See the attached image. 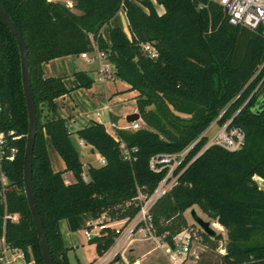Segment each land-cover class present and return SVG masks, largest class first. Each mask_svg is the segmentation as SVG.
<instances>
[{
	"label": "trees",
	"instance_id": "16d2710c",
	"mask_svg": "<svg viewBox=\"0 0 264 264\" xmlns=\"http://www.w3.org/2000/svg\"><path fill=\"white\" fill-rule=\"evenodd\" d=\"M68 1L71 7L47 0H0L28 52L37 115L32 190L52 264H68L61 221L76 232L102 214L132 220L140 210L139 194L151 195L165 177L164 170L149 169L150 158L179 155L187 149L174 171L176 183L150 208L153 235L173 247V237L194 225L187 224L184 213L197 207L227 235L224 254L207 264H264V242L255 239L264 235V190L255 181V177L264 181V108L256 111L264 93V32L230 25L213 0H155L162 12L151 0ZM121 10L129 37L120 27H112L108 44L101 29ZM144 44L155 49L156 59L142 53ZM95 49L106 53L116 80L136 92V109L148 129H117L112 135L103 124L89 121L76 130L77 138L105 161L102 166H88L84 182L67 120L58 115L55 103L70 90L61 78H44L42 64ZM74 77L77 89H90L94 83L81 71ZM229 119L230 127L243 132L242 145L235 151L218 145L203 150L211 123L216 120L222 126ZM0 131L7 146L15 149L12 161L0 163V175L8 181L0 186V237L21 250L26 261L30 250L35 264H42L23 192L27 116L18 49L1 21ZM46 137L64 163L63 172L52 170ZM64 173L71 175L68 184ZM4 214H16L17 222L4 220ZM201 235L215 250L220 235L213 239ZM116 237L108 230L88 242L95 244L101 257Z\"/></svg>",
	"mask_w": 264,
	"mask_h": 264
},
{
	"label": "built area",
	"instance_id": "2783aa9c",
	"mask_svg": "<svg viewBox=\"0 0 264 264\" xmlns=\"http://www.w3.org/2000/svg\"><path fill=\"white\" fill-rule=\"evenodd\" d=\"M213 1L222 8L230 25L244 27L252 31L260 29L264 32V0ZM141 50L142 53L150 59H156L158 56L155 49L149 44L142 45ZM80 57L88 62L91 60L87 54H81ZM94 58L100 62L96 71L98 74L96 80L99 82L113 81L115 77V68L107 61L106 53L104 51L96 50ZM95 115L99 118L101 114L97 112ZM97 121L100 122L99 119H97ZM230 122L231 119L224 124L223 129L218 136V141L215 142L212 138L208 145H205L203 150L212 145H218L227 151H235L242 145L244 139L243 132L238 127H230ZM112 126L113 125L110 124V127ZM129 128L132 130L139 129L138 121L130 123ZM9 134H11V132ZM188 150L189 149L179 155H162L150 158L148 165L152 172L158 173L166 167H172H170L169 174L167 176L165 175L151 195L144 196L139 194L138 200L141 203L140 210L132 220H118L102 214L98 220L86 222L83 231L87 241L100 236L102 233H106L108 230L117 234V239L115 240L112 250L105 254L104 257L99 258L96 264H108L113 255L122 251L121 249L125 243L132 242V236L135 232L146 231L149 235L148 239L159 243L160 240H157V237L151 232L149 211L154 202L165 192L169 191L176 183L177 176H174V171L183 161ZM14 155L15 149L7 146L6 135L0 131V163L4 160L12 161ZM127 158L128 155L126 154L125 159ZM97 163L98 166H102L105 164V161L99 156ZM81 178L84 182H87L88 180L86 174L83 173L81 174ZM7 183V178L1 174L0 186H4ZM3 219L17 222L18 216L16 214H4ZM201 234H203L202 230L194 224L173 237V247H168L163 243L162 246L167 247L168 249L167 257L170 263L181 264L188 255L191 246L202 237ZM17 261L21 264H32V261H26L25 255L21 250L9 247L5 242L4 236H1L0 264H15Z\"/></svg>",
	"mask_w": 264,
	"mask_h": 264
},
{
	"label": "rangeland",
	"instance_id": "374dc122",
	"mask_svg": "<svg viewBox=\"0 0 264 264\" xmlns=\"http://www.w3.org/2000/svg\"><path fill=\"white\" fill-rule=\"evenodd\" d=\"M151 1L155 5L156 9L161 11V8L157 6L156 1ZM108 26L109 24L103 27L105 34H107ZM95 51L96 49L93 53H95ZM93 53H88L87 55L91 57ZM99 64L100 62L96 60L87 67L88 75L94 80L90 89H83L80 96L71 95L70 91L67 95H65L62 101H58L59 105H62L63 107L62 109L65 116L70 118L72 115L76 118V123L72 124L70 128V139L79 154L80 162L83 165V174H86L88 166L98 167L97 160L99 155L96 152H93L90 146L82 144L75 134L76 130L86 124L87 118L92 116L90 115V109L94 110L92 111L94 113L97 107H102L101 105H97L96 101H93L92 99L97 97L101 98L100 100L102 102H105L106 99H104V95L106 93L112 96L113 103L110 106V110L119 118L121 124L119 126L120 129H124L126 131L134 130L129 128V123H126L125 117L132 113L138 114L135 101L136 93L134 91H128L125 89L124 85L120 83V81L116 80L115 77L113 81L107 82H99L96 80L98 77L96 71ZM260 70H262V67H260L259 71ZM116 89L119 90L118 95H113V93L110 94L111 91ZM56 106L58 107V104H56ZM147 109H152V107ZM100 110L102 114V116L99 117L101 119V124L105 126L106 130H109L110 133L114 135L117 128H115L114 125L110 127L108 111L103 109ZM138 125L139 129H148L143 123L141 117L138 120ZM223 126L224 125L220 126L216 123V120L211 123L209 128L204 133V135H206L207 145L212 138L215 142L218 141V136L220 135ZM48 151L54 168H57V162L60 163L59 156L52 148H50V146ZM170 167L172 166L164 168L166 176L169 174ZM193 209L201 219L210 222L211 227L216 232V236L220 235V240L216 243V249L212 250L209 242L204 241L203 237H201L191 246L188 255L181 264H207L208 261H217L218 255L224 254V247L227 243L226 231L220 230L213 225L216 223L208 219L197 207H193ZM189 211L190 209L184 213V217L187 224L190 226L193 225V221L189 215ZM60 233L63 246L65 247V257L68 264H96L99 258L104 257L105 254L112 250L115 240L117 239L116 237L108 250L101 257H98L95 251V244H90L86 240L83 229L76 232H70L68 231L66 225L62 223L60 226ZM148 238L149 235L146 231L135 232L132 236V242H127V244H125L121 249L122 251L113 255L111 260L114 261V264H171L167 257V247H163V243L160 241L159 243H156ZM255 239L257 242L262 243L264 242V235H259ZM28 255V261H32V264H35V257L30 250L28 251ZM15 264L21 263L17 261Z\"/></svg>",
	"mask_w": 264,
	"mask_h": 264
},
{
	"label": "water",
	"instance_id": "95a60500",
	"mask_svg": "<svg viewBox=\"0 0 264 264\" xmlns=\"http://www.w3.org/2000/svg\"><path fill=\"white\" fill-rule=\"evenodd\" d=\"M0 21L13 36L17 45L18 55H19L20 79H21V86H22L26 116H27V133L25 135V145L23 152V165H22L23 192L34 225V229L36 232V238L40 249L42 264H52V257L49 251L48 242L46 239V235L43 229L42 221L39 216V212L37 209V205L32 190V156H33V148L35 144L36 131H37V115L31 93L28 52L23 36L21 35L20 31L17 29L15 24L9 19V17L3 10L1 4H0ZM263 108H264V93L261 94L258 99V105L256 107V111L259 112ZM139 119L140 116L137 113H132L125 117L126 123L129 124L133 122H137ZM189 215L193 221V224L198 226L202 230L204 235H206L211 239L216 237V232L211 227L210 222L201 219L193 208L190 209Z\"/></svg>",
	"mask_w": 264,
	"mask_h": 264
},
{
	"label": "crops",
	"instance_id": "0c3cea01",
	"mask_svg": "<svg viewBox=\"0 0 264 264\" xmlns=\"http://www.w3.org/2000/svg\"><path fill=\"white\" fill-rule=\"evenodd\" d=\"M47 1H51V2H59V3H66L69 7L72 6V2L68 1V0H47ZM75 12V11H74ZM158 12H162V9L161 11H158ZM112 27H120L124 33L129 36V32H128V23H127V19L124 15V12L123 10L120 11L110 22H109V26H108V30H107V34L104 33L103 31V28L101 29V35L103 37V39L109 44V40H108V37H109V29L112 28ZM94 54H92V56L90 57L91 60L90 62L86 61L85 59H82L79 56H65V57H62V58H58V59H54V60H51L47 63H44L42 64V73H43V77L44 78H61L66 86L67 89H69L71 91V95H77V96H80L81 95V92L83 89H77V82H76V79L74 77V74L78 71H81V72H84L88 75V70H87V67L89 65H91V63H93L94 61H96V59L94 58ZM124 85V88L125 89H129V86L123 82H120ZM92 92V91H91ZM113 95H118L119 93V90H113L110 92V94ZM136 93V92H135ZM65 96L63 97H60L58 98L55 103L58 104V107H57V113L58 115L63 118V119H66L67 120V125H68V128L70 130L71 128V125L72 124H75L76 123V118L74 116L71 115V117L69 118L68 116H65V114L63 113V107L62 105H59L58 101H62L64 99ZM101 98H97V97H94V99H92L93 101H96L97 105H101L99 107L96 108L95 112L93 113L92 109H90V115H92L91 117L87 118V122L86 124L89 122V121H94V122H97V123H101V119L100 118H97L96 117V113L99 112L101 114V110L100 109H103V110H107L108 111V114H109V121H110V124L114 125L115 128L117 129H120V120L119 118L110 110V106L111 104L113 103L112 102V96H110L108 93H106L104 95V99H106L105 102H102L100 100ZM100 100V101H99ZM90 105V104H89ZM92 113V114H91ZM74 115V114H73ZM102 116V114L100 115ZM86 117V116H85ZM97 119L100 120V122L97 121ZM85 124V125H86ZM83 125V126H85ZM82 126V127H83ZM81 127V128H82ZM105 127V126H104ZM108 133H110L109 130H106ZM111 134V133H110ZM82 144H84L82 141H80ZM45 144H46V149H47V153H48V157H49V151H48V148L50 146V148L53 149L52 147V144H51V141L48 137L45 138ZM85 145V144H84ZM54 150V149H53ZM57 154V153H56ZM49 160H50V163H51V167H52V170L54 172H63L64 169H65V166H64V163L63 161L60 159V163L57 162V168H54L53 164H52V161L49 157ZM63 178H64V181H65V184H68L70 181H71V175L69 173H64L63 174ZM255 181L257 183V185L259 186V188L263 189L264 190V181L261 180L260 178H257L255 177ZM64 224L66 225L65 221H61L59 223V227L61 226V224ZM215 225L218 229L220 230H224L219 224H213ZM219 226V227H218ZM67 227V225H66ZM126 244V243H125Z\"/></svg>",
	"mask_w": 264,
	"mask_h": 264
},
{
	"label": "bare ground",
	"instance_id": "6f19581e",
	"mask_svg": "<svg viewBox=\"0 0 264 264\" xmlns=\"http://www.w3.org/2000/svg\"><path fill=\"white\" fill-rule=\"evenodd\" d=\"M219 227V226H218Z\"/></svg>",
	"mask_w": 264,
	"mask_h": 264
}]
</instances>
